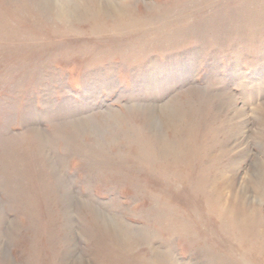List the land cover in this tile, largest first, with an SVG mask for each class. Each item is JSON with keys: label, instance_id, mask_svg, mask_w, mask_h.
<instances>
[{"label": "rangeland", "instance_id": "rangeland-1", "mask_svg": "<svg viewBox=\"0 0 264 264\" xmlns=\"http://www.w3.org/2000/svg\"><path fill=\"white\" fill-rule=\"evenodd\" d=\"M0 264H264V0H0Z\"/></svg>", "mask_w": 264, "mask_h": 264}, {"label": "bare ground", "instance_id": "bare-ground-1", "mask_svg": "<svg viewBox=\"0 0 264 264\" xmlns=\"http://www.w3.org/2000/svg\"><path fill=\"white\" fill-rule=\"evenodd\" d=\"M73 6H74V5H73ZM64 9H65V8H64ZM64 9H63V10H64ZM58 169H59V168H58ZM59 170H60V169H59ZM56 171H57V170H56ZM262 193H263V192H262Z\"/></svg>", "mask_w": 264, "mask_h": 264}]
</instances>
